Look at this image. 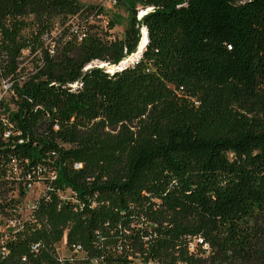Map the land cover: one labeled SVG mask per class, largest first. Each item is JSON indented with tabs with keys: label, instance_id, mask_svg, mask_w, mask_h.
<instances>
[{
	"label": "trees",
	"instance_id": "16d2710c",
	"mask_svg": "<svg viewBox=\"0 0 264 264\" xmlns=\"http://www.w3.org/2000/svg\"><path fill=\"white\" fill-rule=\"evenodd\" d=\"M135 3L146 13L108 39L89 20L101 7L0 0V88L13 103L0 104V180L11 159L55 172L38 211L46 242L68 228L87 248L98 230L123 264H264V0H132L127 13ZM139 27L138 61L86 69L135 54ZM25 56L36 63L19 83ZM63 189L76 201L60 204ZM187 236L209 252L189 253Z\"/></svg>",
	"mask_w": 264,
	"mask_h": 264
},
{
	"label": "built area",
	"instance_id": "2783aa9c",
	"mask_svg": "<svg viewBox=\"0 0 264 264\" xmlns=\"http://www.w3.org/2000/svg\"><path fill=\"white\" fill-rule=\"evenodd\" d=\"M141 17L140 14L138 18ZM9 91L10 84L3 81L0 104L4 94ZM1 121L5 122L3 119ZM8 136L9 133L4 134V138ZM79 168H81L80 164L74 166L75 170ZM55 178L54 171L49 172L41 166L26 169L16 163L15 159H11L5 178L0 180V263H10L14 260L19 264H123L121 260L112 261V257L116 255L122 258L123 246L121 244L107 245L98 230L94 232L93 241L87 248L78 242H68V228L63 231L59 240L46 242L44 239L35 238L38 234L50 229L47 218L38 214V211L41 203L49 200L48 193L53 190L52 183ZM9 181L14 183L17 181L15 190L8 187ZM35 186L36 189L39 188V193L33 200H24L26 195L35 190ZM69 191L68 189L57 190L60 204L65 200H71V203L76 201V194L72 193L70 197H67ZM32 236L34 238L31 240ZM147 240L148 237H144V241L147 242ZM185 240L189 253L194 252L196 247H200L206 253L209 252L208 243L204 242L200 236H187ZM21 242L25 244L27 254L17 256L15 250H18V244ZM127 258L129 261L125 264H157L151 259L143 262L131 256Z\"/></svg>",
	"mask_w": 264,
	"mask_h": 264
},
{
	"label": "rangeland",
	"instance_id": "374dc122",
	"mask_svg": "<svg viewBox=\"0 0 264 264\" xmlns=\"http://www.w3.org/2000/svg\"><path fill=\"white\" fill-rule=\"evenodd\" d=\"M115 1V3H114ZM132 0H78V2L83 5L84 7H101L103 10V14L102 16L99 17H90L89 20L91 21V23H95L97 25H99L102 30L104 32H108V39H123V35H124V31L125 28H127V23L131 17V13H135L137 17L140 16V14L142 15V12L145 13V9H143L141 7V5L139 3H135L134 4V8L131 10H129V13H127V11L125 10V6L124 4L129 5L130 2ZM148 10V9H147ZM114 19L115 23L112 24V28L108 29L109 27V21ZM71 22L73 24H75L77 22L76 18H72ZM58 32L55 30V32L52 33V37H54ZM139 33L140 35L142 34V28L139 27ZM142 36V35H141ZM140 36V38L142 39V37ZM141 41V40H140ZM140 43V42H139ZM24 55H27V52H24ZM131 57V56H130ZM129 58V57H128ZM126 60V59H125ZM123 62V61H122ZM36 61L35 59H33L32 56H25V59L22 60L19 69L17 72L18 73V82L21 83L22 79L25 77V74L28 73L29 71H31V69L33 68V64H35ZM133 63H135V59L131 60L128 64L132 65ZM1 59H0V68L2 67L1 65ZM126 64V65H128ZM99 65L98 62H93L91 65H88L86 67V69H88V67L90 66H96ZM104 64H100L99 66L101 67ZM104 67L108 72H109V67L111 66H102ZM114 67V66H112ZM117 67H114L112 72L116 70ZM1 70V69H0ZM6 81V80H5ZM8 83V82H6ZM1 91V88H0ZM3 103L4 104H9L10 107L13 106V103L11 102V98H10V92L4 94V96L2 97ZM194 102V106L198 105V102L195 100H192ZM144 118V117H142ZM17 186V181L11 182L9 181V185L8 187H10V189H14ZM39 193V188L36 189L35 186V190L33 189L28 195H26L24 197V200H33L34 197Z\"/></svg>",
	"mask_w": 264,
	"mask_h": 264
},
{
	"label": "bare ground",
	"instance_id": "6f19581e",
	"mask_svg": "<svg viewBox=\"0 0 264 264\" xmlns=\"http://www.w3.org/2000/svg\"><path fill=\"white\" fill-rule=\"evenodd\" d=\"M145 13L144 12H142V15H144ZM142 36V39H141V41H140V48H142L143 47V44L146 42V29L145 28H142V34H141ZM137 56H138V53H135V54H133L131 57H129V58H127L126 60H124L119 66H122V65H126V64H128L131 60H134L135 59V61H136V58H137ZM100 64H102V63H100ZM105 65V64H104ZM104 65H102V66H104ZM129 65V64H128ZM115 67V66H114ZM114 67H109V72H112V70H113V68ZM119 68V67H118Z\"/></svg>",
	"mask_w": 264,
	"mask_h": 264
},
{
	"label": "water",
	"instance_id": "95a60500",
	"mask_svg": "<svg viewBox=\"0 0 264 264\" xmlns=\"http://www.w3.org/2000/svg\"><path fill=\"white\" fill-rule=\"evenodd\" d=\"M146 44H147V31H146V42L143 44V47L142 48H140L139 46H140V43H139V45H138V48H137V52L136 53H138V56H137V58H136V61H138L139 60V58H140V56H141V54H142V52H143V50H144V48H145V46H146ZM121 64V63H120ZM119 64V65H120ZM100 65V64H99ZM116 66L117 68H116V70L115 71H122V70H124L126 67H128L129 65H122V66ZM105 66H106V64H105ZM102 67V66H101ZM119 67V68H118ZM88 68H92V66H90V67H88ZM115 71H113V72H115ZM113 72H111V73H113Z\"/></svg>",
	"mask_w": 264,
	"mask_h": 264
}]
</instances>
